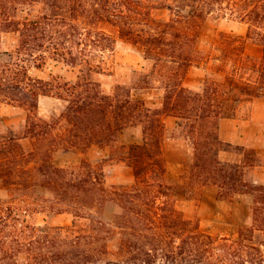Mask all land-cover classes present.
Segmentation results:
<instances>
[{
	"label": "trees",
	"instance_id": "16d2710c",
	"mask_svg": "<svg viewBox=\"0 0 264 264\" xmlns=\"http://www.w3.org/2000/svg\"><path fill=\"white\" fill-rule=\"evenodd\" d=\"M39 3L43 9L33 15ZM161 12L167 16H160ZM226 17L246 23V37L221 32L210 40L209 47L201 48L206 24L212 18ZM0 32L16 38L14 49L5 52L9 60L0 64V103L24 107L29 121L39 109L41 97H53L63 102L58 117L59 124L66 125L65 132L54 134L53 124L31 122L33 127L25 137L32 139L34 151L45 147L42 162L32 169L21 165L27 160L21 137H0V158L7 169L5 189L33 194L44 189L55 200L53 212L73 213L71 226L54 230L75 235L72 243L81 251L75 257L88 258L96 251L110 253L108 244L115 225L84 210L115 201L128 211L123 218L133 229L136 219L129 215L130 205L138 200L149 211L159 197L176 195V189L166 183L163 148L167 116L180 120V134L190 148L178 187L193 193L198 186H215L221 198L253 195L254 228L264 232V184L251 178L256 167L264 166V157L256 148L220 136L222 119L236 118L245 102L264 100V0H0ZM119 43L141 49L152 66L147 72L135 70L139 77L134 85L117 84L112 92H106L94 76L108 70L107 56ZM248 43L258 46L260 55L249 54ZM49 61L76 71V79L62 74H52L48 80L32 75ZM194 67L207 72L199 91L185 85ZM148 89L162 90L160 104L138 96ZM130 127H141L142 141L119 145L121 134ZM94 145H116L118 159L134 170L132 190H116L118 197H105L103 173L88 159L80 163L82 175L54 159L59 148L86 153ZM222 153L236 155L239 160H223ZM3 177L0 171V180ZM163 210L165 225L173 222V227L180 213L169 201ZM24 211L27 209L22 206L0 200V254L9 253L6 246L11 234H4L5 228L13 226L10 222ZM82 219L90 220L89 231L78 228ZM190 222L186 220L184 225ZM49 239V235L39 238V247L33 242L32 249L42 251ZM52 242L56 247L47 254L71 262L69 253L61 250L67 241Z\"/></svg>",
	"mask_w": 264,
	"mask_h": 264
},
{
	"label": "rangeland",
	"instance_id": "374dc122",
	"mask_svg": "<svg viewBox=\"0 0 264 264\" xmlns=\"http://www.w3.org/2000/svg\"><path fill=\"white\" fill-rule=\"evenodd\" d=\"M42 9L41 3L36 4L33 15L40 13ZM24 15H27V11ZM160 16L165 17L167 13L161 12ZM221 32L246 37L248 25L229 17L212 18L204 28L200 47H209L210 40ZM15 45L16 38L13 34L0 32V64L9 60L5 52L13 50ZM247 52L258 56L260 48L248 43ZM151 66L152 62L145 59L141 49L119 43L115 52L107 56L108 70L94 78L103 85L106 92H112L117 84L134 85L139 77L135 70L147 72ZM52 74H62L68 79L75 80L78 73L68 67L63 68L62 64L54 61H49L42 70L32 72L33 76L46 80L50 79ZM206 77L205 69L194 67L190 70L185 85L194 91H199L203 88ZM162 94V90L148 89L142 93L140 91L138 96L151 98L152 101L156 98L158 101V99L161 100ZM62 107L61 100L43 96L35 116L28 121L29 112L24 107L0 103V137H21L19 142L27 155V160L21 162L23 168L32 169L40 164L45 150V147H40L34 151L32 139L25 137L33 127L31 122L53 124L56 126L54 134L63 133L66 125L59 124L58 117ZM231 119L239 120L245 137L235 136L232 127H227L226 136L221 135L222 139L264 152V100L245 102L241 105L237 117ZM165 140L167 141L164 156L167 167L169 163H172L166 183L176 189V195L171 199L159 197L157 204L153 205L149 211H147L149 207L138 200L130 205L133 209L129 211V215L136 219V226L133 229L132 225L126 223L123 218L128 211H124L115 201L108 200L104 204L100 203L93 211L84 210L96 219L115 226L108 244L110 253L101 254L96 251V254L91 255V252L88 258H80L81 261L75 257L80 256L81 253L72 243L75 235L54 230L57 227L71 226L75 219L74 214L53 212L55 200L44 189H38L35 194L29 190L5 189L7 169L2 165L4 163L0 158V171L4 176L0 180V200L12 202L13 205L27 209V212L24 211L16 220L10 222L13 226L4 230V234H11L7 240L10 244L6 246L9 253L0 254V264H264V232L254 228L253 195L243 194L232 198H221L219 189L217 194L215 186H198L193 193H186L178 185L189 158V144L181 136L179 125H176L173 130L167 129ZM101 148L95 147L86 153L78 151L76 155L60 151L54 157L61 162L72 164L71 170L79 175H82L81 161L88 159L98 173H103L105 197H118L115 192L132 190L136 183L134 171L128 163L118 159L116 145L112 148ZM222 159L235 158L223 154ZM180 162L182 166H178ZM213 187L215 189H212ZM168 201L180 213L173 227H170L173 222L165 225L166 220L163 217L165 213L163 208ZM147 214H150V217H147ZM145 217H147L146 220ZM186 220H190V224L184 225ZM90 224L89 219H82L78 222V228L89 231ZM46 235L50 236V242L44 249L42 251L32 249L31 244ZM61 239L67 241L66 247L61 249L62 254L64 251H66L65 254L69 253L71 262H65V257L62 259V257L47 254L48 250L54 249L52 246L55 244L52 241H57L59 244ZM11 244L13 246H10ZM36 246L39 247L38 242ZM73 257L74 259L71 260ZM128 257H137L138 261L127 259ZM244 259L258 262H243ZM109 260L112 262H106Z\"/></svg>",
	"mask_w": 264,
	"mask_h": 264
},
{
	"label": "crops",
	"instance_id": "0c3cea01",
	"mask_svg": "<svg viewBox=\"0 0 264 264\" xmlns=\"http://www.w3.org/2000/svg\"><path fill=\"white\" fill-rule=\"evenodd\" d=\"M190 72V71H189ZM189 75V73H188ZM188 75L185 79V81L187 80L188 78ZM187 87V86H186ZM202 89V88H201ZM142 93V92H141ZM147 100L152 104V102H156L158 104H160V101L158 99L155 98L153 101L151 98H147ZM179 119L177 117H174V116H167L165 118V127H166V137H167V129H170V130H173L176 128V125L178 126L179 125ZM227 127H232V131L234 132V135L235 136H238L239 138H244L245 137V132H244V129H242L241 127V123L239 122V120H236V119H231V118H224L220 121V136H226V128ZM221 136V138H222ZM143 139V134H142V129L141 127H130L126 130L123 131V133L121 134L120 136V140H119V145H129V144H132V143H140ZM167 140H165L166 142ZM177 141H180L179 139H177ZM165 142H164V150H165ZM95 147H99L98 145H94L92 146L89 151H91L93 148ZM106 149L109 148L108 147H105ZM100 149H102L100 147ZM60 151H63L65 152L66 154H74L76 155V153L78 151L76 150H70V151H67V150H64V149H58L57 151L54 152V155ZM260 151V150H259ZM260 153L262 154V156L264 157V152L260 151ZM223 154H228L230 156H232V158H235V159H227V160H239V157H237L236 155H233V154H229V153H222L221 154V158H222V155ZM57 158V157H56ZM55 159V157H54ZM55 161L60 165V166H63V167H71L72 164L68 163V162H61L57 159H55ZM171 164L172 163H169L168 165V173H169V169L171 168ZM183 164L180 162L178 163V166H182ZM175 167V166H174ZM133 169V168H132ZM134 171V170H133ZM168 176V175H167ZM251 178L258 182V183H262L264 184V166H258L256 167V169L251 173ZM136 180V178H135ZM212 189H215L214 187ZM217 194H218V188L215 189ZM237 195H243V194H237ZM245 195H248V194H245Z\"/></svg>",
	"mask_w": 264,
	"mask_h": 264
}]
</instances>
